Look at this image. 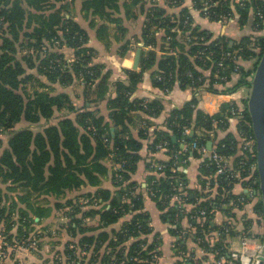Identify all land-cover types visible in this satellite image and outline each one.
Listing matches in <instances>:
<instances>
[{
  "label": "trees",
  "instance_id": "1",
  "mask_svg": "<svg viewBox=\"0 0 264 264\" xmlns=\"http://www.w3.org/2000/svg\"><path fill=\"white\" fill-rule=\"evenodd\" d=\"M71 1L0 0V254H6L0 256V264H13L18 248H36L9 247L21 235L31 237L28 232L35 229L28 212L19 205L22 198L33 194L43 202L55 198L54 208L68 218L63 228L69 236L63 251L56 253L60 255L53 257L56 264H156L160 239L154 234L149 240L153 229L144 206L145 190L174 238L187 218L193 242L214 261L223 256L228 263L231 239L242 232L256 235L263 216L258 177L255 167L251 168L255 147L247 99L244 104L223 103L218 112L209 114L193 94L150 129L149 120L162 114L164 101L133 97V93L141 85L144 71L156 61L151 81L164 93L176 84L182 89L202 87L214 93L248 88L264 48V27L257 14L264 11V0H249L245 5L214 0L207 18L211 23L227 21L230 35H216L195 21L193 10L205 17L201 0H148L142 4V0H81L84 10L91 9L93 15L117 24L122 20L114 13L120 7L127 18L137 17L133 12L137 6L145 15L139 40L148 49L142 51L140 70H126V81L113 84L111 71L95 60V50L88 46V32L71 14ZM195 1L199 5L190 10L187 5ZM105 30V26L99 27V38ZM123 46L125 51L131 49L129 42ZM65 48L72 50L71 56ZM109 85L114 87V96H106ZM69 86L79 87L74 97L59 90ZM104 100L108 117L99 108ZM60 111L64 114L53 121ZM137 112L146 118L137 121ZM21 122L45 124L39 130L16 128ZM232 122L240 141L228 131ZM136 124L138 138L132 134ZM185 129L191 133L185 134ZM218 130L227 133L218 139ZM6 133L9 136L2 146L1 135ZM141 139L150 140L146 148ZM209 141L213 142L210 150L225 159L226 171H238V176L217 175L211 152L191 148L193 142L206 148ZM148 152L162 153L166 159L156 161L164 164L162 169L151 166V159L146 163L156 173L143 188L131 178ZM232 156L236 157L229 166ZM108 159L113 164V191L101 187L109 171ZM192 160L199 164V189L188 187L184 171ZM237 182L254 190V219L238 215L245 199L233 191ZM86 186L96 189L82 191ZM12 191H21L17 195L20 201L13 198ZM71 192L75 194L69 196ZM104 204L109 208H103ZM218 211L228 219L214 223ZM127 214L131 218L119 229H105ZM89 220L97 223L89 224ZM40 234L38 243L43 239ZM174 246L180 248L177 254L187 251L180 240H175ZM189 264L197 263L189 260Z\"/></svg>",
  "mask_w": 264,
  "mask_h": 264
},
{
  "label": "crops",
  "instance_id": "2",
  "mask_svg": "<svg viewBox=\"0 0 264 264\" xmlns=\"http://www.w3.org/2000/svg\"><path fill=\"white\" fill-rule=\"evenodd\" d=\"M146 1L148 0H142L140 2L142 4ZM187 6L191 10L193 8L192 2ZM70 11L75 20L80 24V26L86 29V31L88 32L90 37V39L88 40V46L94 48L96 55L95 60L104 63L106 68L111 71V74L109 76L110 84H113L117 81H126L127 76L125 71L128 69L140 70L142 51L148 48L143 45V42L141 40H139V35L141 33L145 15L144 13L140 12L138 6L133 8V12H137L136 18H127L125 16V10L120 7L118 13H114V17H119L122 20L119 24L100 19L98 15H93L91 13V9L84 10L82 8L81 0H72L70 2ZM192 15L197 23H199L202 27L210 29L216 35L223 33L230 35L229 25L227 26L220 22L211 23L208 18L199 15L195 10H193ZM102 25L106 27V30L105 32H103L104 37L99 38L98 29ZM121 29H125V33H123ZM125 42H129L131 49L129 48L130 50L128 51H125L124 49L123 44ZM138 49L141 50L140 57L137 67L133 68L132 65L134 63V58ZM65 51L67 56L72 55L71 49L65 48ZM154 71H157V61L152 65L150 69L144 71L141 85L133 93V97L145 99L158 97L162 98L164 101L165 107L162 114L149 120L151 124L150 129H154L158 124L164 121L167 111L182 106L187 100L190 99L193 94L197 95L200 105L202 106L204 111L208 112L209 114H214L219 111L220 106L223 103H233L235 101L238 104H244V100L247 99L249 93V87H241L233 92L214 93L202 87H198L195 90L191 88L182 89L178 84H176L168 92L164 93L152 85L151 74H153ZM205 74L207 75V72ZM59 90L65 91L70 94V96L74 97V92H78L79 87L69 86L65 88H59ZM111 95L114 96L115 92L114 87L109 85L106 96ZM75 101L77 104L81 103V100L79 99H75ZM99 108L101 110V113L104 114L105 117H108L109 111L107 109L105 100L100 102ZM57 114H59V116H62L64 113L63 111H60V113L57 112ZM135 118H137L136 120L138 121L142 118L145 119L146 115L143 112H137ZM137 126L139 125L136 124V127L132 126V134L136 138L139 137ZM228 131L236 136L240 141L239 134L236 132V124L234 122L230 124ZM226 133V131L218 130L217 138L220 139L224 137ZM141 141L144 143L145 148L147 144L150 143V140L148 139H141ZM207 150L210 152V149L207 148ZM235 157L236 156L230 157L229 161L227 159V161L229 162V166L233 165ZM164 158L166 159V156L162 153L155 155L154 153L148 152V155L143 154L142 159L138 162L137 169L132 175L131 179L137 183H140L144 188L147 183L146 181L150 177V175L156 173L155 169L149 170L146 167V163L151 159V166L158 167V163L156 161L163 160ZM107 164L109 165V171L106 177L102 179L101 187L109 188L113 191L114 186L111 179V167L113 164L109 159L107 160ZM198 166V162L196 160H192L190 164H188V166H186L184 169L188 176V187L195 189H199L200 187V184L197 181ZM7 186L8 188L10 187L9 184ZM95 189L96 187L86 186L82 188V191H94ZM233 191L234 193H240L243 197H245V204L243 203L244 208L239 213V210H236V213H238V215L240 216H243L244 214L248 219H254L255 214L253 212V201L251 200L253 199L252 194H254V190L252 191L251 188H244L242 182H237L234 185ZM250 191L252 192L251 194H249ZM19 192L21 191L11 192L14 196L13 198H16L17 201H20L17 196ZM23 193H25L24 190ZM144 193V206L150 214V224L153 229V233L149 235V240H152L154 234H156V239H160L158 248L159 252L157 255H155L157 261L156 264H177V252L179 247L174 246L175 240L176 242L180 240L185 244L187 248L185 257H187V260H193L197 264H214L215 261L211 257H209L208 253L203 251L197 245V243H194L189 238V220L185 218L182 221V228L180 230L178 229L180 235L174 238L169 232V225L167 221L161 218V211L157 208L155 202L150 198L146 190L144 191ZM74 194L75 192H71L69 196H73ZM174 198L178 199L176 197ZM22 200L24 202H20L19 205H22L23 208L26 209L29 217L28 221L32 222V225L35 227L34 230L29 231L28 233L32 234L31 236L34 237L37 232H41L43 233V239L36 245V248L16 249L13 254H15L17 257L15 256V258H13V264H44L43 261L47 258L50 259L49 264H56L57 262H54L53 257L60 255V253H56L63 251V244L69 236V234L63 228L68 218L64 215L62 210L54 208V203L56 200L53 197H49L47 199L48 203L39 200V198L36 197L35 194L27 198H22ZM105 206L106 208H109V204H104L103 208H105ZM187 207L190 208V205H187ZM38 209H41L38 211L40 214L38 215L37 213L36 215L35 211H37ZM130 218L131 214H127L105 229L108 231H110L111 229H119L122 223L126 220H129ZM227 219L228 217L226 216V214L218 211L215 214L213 222L221 223L222 221H226ZM241 219L244 220L245 218L241 217ZM88 223L96 224L97 222L89 220Z\"/></svg>",
  "mask_w": 264,
  "mask_h": 264
},
{
  "label": "built area",
  "instance_id": "3",
  "mask_svg": "<svg viewBox=\"0 0 264 264\" xmlns=\"http://www.w3.org/2000/svg\"><path fill=\"white\" fill-rule=\"evenodd\" d=\"M196 4L197 1H195ZM238 3L239 5H245L249 2V0H231V3ZM193 4V3H192ZM216 1L214 0H201L200 6L202 7L204 11V15L207 18V15L209 14L208 8L212 5H215ZM195 6V3L193 4V7ZM257 14L259 15V18L261 19V22L264 27V11H258ZM255 17V16H254ZM225 18V17H223ZM231 20V18H230ZM221 22V20L219 21ZM189 40V37L186 38ZM168 54H175V50H168ZM184 133H191L188 129L184 130ZM191 148L199 149V151L203 153L209 152L207 148L204 146H198L196 142H193L191 144ZM212 150V149H211ZM212 159L216 162V174H223L232 177L233 175L238 176V171L234 172H227L226 171V161L225 159L219 155L216 151H211ZM164 167V164H158V168L162 169ZM255 167V163L251 166V168ZM252 192L250 191L249 194ZM256 193V191H255ZM176 198L181 199L179 196H175ZM244 197H241V200H244ZM181 201V200H180ZM200 213L203 215L205 213L204 210H200ZM259 232L256 235H250L247 233L242 232L239 235H236L231 239L230 242V251H229V261L228 263H225V258L222 256L218 260H215L214 264H259L262 256H263V248H264V221L263 216L259 219ZM214 235H216V232H213ZM32 234H30L31 236ZM40 232H37V234L34 237H26L25 235H21L15 244L9 245V247L16 246L18 247L23 246L24 248H27L28 245H37L38 241L40 239ZM189 238L192 240L191 236ZM193 241V240H192ZM19 246V247H20ZM186 253L180 252L178 254V261H181L180 264H189V260H187L185 257ZM0 256H6V254H0ZM155 256H153V259ZM178 264V263H177Z\"/></svg>",
  "mask_w": 264,
  "mask_h": 264
},
{
  "label": "water",
  "instance_id": "4",
  "mask_svg": "<svg viewBox=\"0 0 264 264\" xmlns=\"http://www.w3.org/2000/svg\"><path fill=\"white\" fill-rule=\"evenodd\" d=\"M140 53L141 50L138 49L132 65L133 68L137 67ZM246 107L254 140L258 194L262 204L264 221V48L251 76ZM211 147L212 142L209 141L207 148L211 149ZM259 264H264V248Z\"/></svg>",
  "mask_w": 264,
  "mask_h": 264
},
{
  "label": "rangeland",
  "instance_id": "5",
  "mask_svg": "<svg viewBox=\"0 0 264 264\" xmlns=\"http://www.w3.org/2000/svg\"><path fill=\"white\" fill-rule=\"evenodd\" d=\"M159 3L162 4V1H160ZM189 3H191V2H189ZM192 3H193V4L195 3V5H196V2H192ZM193 4H192V5H193ZM198 5H199V4H198ZM196 6H197V5H196ZM220 23H222V24L228 26V22H227V21H223V20H221ZM257 24H258V23L256 22L255 25H257ZM58 116H59V114L56 113V114H55V117L53 118V121L56 120ZM44 124H45V122H41V123H37V124H28V123H25V122H21V123L17 124V127H16V128H20V127L28 126V127H31V128L34 129V130H39V129H41V128L43 127ZM8 136H9V133L2 134V135H1V138H2V140H3V145H2V146H4V144H5V142H6L7 138H8Z\"/></svg>",
  "mask_w": 264,
  "mask_h": 264
}]
</instances>
